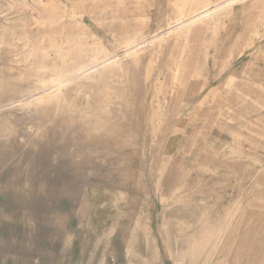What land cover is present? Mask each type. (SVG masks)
Instances as JSON below:
<instances>
[{"label": "rangeland", "instance_id": "374dc122", "mask_svg": "<svg viewBox=\"0 0 264 264\" xmlns=\"http://www.w3.org/2000/svg\"><path fill=\"white\" fill-rule=\"evenodd\" d=\"M125 1L122 2V14H127L132 3ZM68 3L69 0L36 1L40 14L44 16L43 20L46 19L45 26L36 28L32 16L38 17V12L32 13L30 6L21 8L16 0H0V66L18 69L17 62L21 59L19 52H27L33 43L41 50L38 79L26 82L27 75L24 73H4L11 81L16 82L20 89L8 92L0 103V264H171L173 255L169 249L156 251L153 243L145 239L143 231H132L138 221L137 217H119L116 212L119 209L114 211L110 206L111 201L125 194V187L134 195L140 193L138 175L147 173L151 160L150 152L139 149V143H142L136 136L138 113L135 112L130 96V79L124 75L118 76L115 72L107 73V77L115 85L101 90L114 96L112 105L80 95V104L61 105V108L78 109L87 107L86 103H91L88 107H93L92 113H70L62 119L60 130H55L52 124L55 117L52 113L60 106L55 102L47 103L54 93L47 88L52 85L51 77L60 76L63 63L67 62L76 68L90 59L100 63L107 59L106 55L118 56L111 50L107 53L105 49H101L90 33L82 31L78 18L73 17L66 28H62L58 10ZM145 3L146 1L142 0L141 6ZM47 12H52V16L56 13L57 18L54 19L53 16L52 22L47 19ZM155 14L153 21L156 23L167 18L163 12ZM96 15V19H104L106 23H95V34L108 47L109 30L111 27L115 28L119 21L112 24L109 22V14L102 15L98 12ZM89 19L88 16L84 17L85 21ZM27 26L29 37L25 42L24 27ZM15 35L19 36L18 40L14 38ZM129 39L131 40V37ZM129 39L126 40L127 50L130 47ZM141 39L143 37L139 38L138 43L131 45L137 44L139 49H148L153 45ZM259 44L264 50V41L253 42L254 47ZM254 47L248 49V56L259 61V68L250 70L247 75L248 82L237 81L233 105L228 103L229 93L226 90V85L230 82L221 83L222 92L227 95L221 107L223 115L228 116L230 111L233 114L236 110L238 114L234 115V122L230 126L216 128L210 134L207 144V151L217 153L220 157L232 153L226 162L227 168L221 166V162L213 165V170L220 176L219 179L244 181L240 184L234 183L236 194L232 192L234 189L229 190L235 194L234 203L227 200L222 202L226 205L221 209V216L232 211L229 221L232 236L242 220L240 206L245 202L242 198L245 193L241 190L249 188L257 170L264 167V52L260 54V49L256 50ZM127 50H124V53ZM147 51L141 56L144 67L142 75L146 78V86L151 88L150 94L153 96L144 98L146 104L140 115L147 134L142 140L145 145L152 143V139L163 132L173 130L172 125L178 124L177 118L181 116V119L187 111L182 112L181 107H177L175 111V104L169 102V93H180L183 89L181 80L172 79L181 76L175 72L179 65H174L172 73L163 67L157 80V68L154 70V65H150V60L154 57ZM155 58L158 64L160 59H157V56ZM170 59L165 57L163 62L168 63V67L173 63ZM137 61L139 60L134 59L132 62ZM28 68L30 69L31 65H28ZM122 83L126 86L128 97L122 94ZM177 99V106H180L181 97ZM108 105L109 109H106ZM160 109L168 110V113H165L163 122L160 121L161 127L155 131L153 126L159 124ZM36 111L41 113L36 114ZM239 114H249L253 121L240 123ZM107 123L116 127V131H110L113 128L107 126ZM199 130L196 129L195 134L190 136L189 146H192L195 140L197 147L201 146L202 138L197 134ZM236 134L242 135L243 138L238 139ZM175 137L176 141L170 145H174L173 152L181 140L180 136ZM131 140L133 143H130ZM236 153H240L238 155L241 158H234ZM163 155L156 154L157 157L153 159L162 163ZM203 155L207 154L202 152L201 156ZM224 162L222 161V164ZM191 180H187L188 186H193ZM152 187L153 182L146 180L144 195L153 193ZM174 189V186L170 185L165 194H172ZM150 203L154 205V216H157L160 212L159 202L151 199ZM120 211L130 214L135 211V207H121ZM190 211L189 206L180 204L169 210L170 218L181 222L173 231L174 235L184 236L179 241L180 248H187L192 237L204 235V231L185 233V230L197 225L198 218ZM155 220H159L158 217H155ZM183 264H191V261L186 259Z\"/></svg>", "mask_w": 264, "mask_h": 264}, {"label": "bare ground", "instance_id": "6f19581e", "mask_svg": "<svg viewBox=\"0 0 264 264\" xmlns=\"http://www.w3.org/2000/svg\"><path fill=\"white\" fill-rule=\"evenodd\" d=\"M16 1L21 8L22 7L28 8V6H30L31 7L30 10L32 13L38 12V17L37 16L35 17L34 15L32 16L33 20L35 21L36 28H42L43 26H45L46 19L43 20L44 16H42V13L40 14L38 9V5L40 6L39 4L40 2L38 3V5L35 4L36 1L38 2V0H31L30 3L28 2V0H16ZM229 6L231 5L229 4ZM114 10L116 11V9ZM51 13L52 12H47L46 14L47 19L51 20L53 16L56 17V15L52 16ZM28 26L24 27L25 35L23 36V38L25 42L29 37ZM14 38L18 40L19 36L15 35ZM35 40L36 38H34V41ZM26 44L23 45L25 46ZM161 45H162L161 42L160 43L153 42V45L150 46L148 49L147 47L144 49L141 48L139 49V45L136 44V46H133V48L125 52V56L121 55L123 56L122 58L112 54L109 55L105 54L107 56V59L103 58L104 60H102V62L100 63L97 60L95 61H93L94 59L91 60L90 59L91 56H90L89 58L90 60H88L87 58L88 61H86L85 59L84 61L86 62L85 63L83 62L82 65L78 66L76 64L77 65L76 68L70 66L67 62H64L60 69V76L58 78H54V76L51 77L50 80L52 82V85L47 88L48 91L50 90L54 91V93L52 94V98H50L47 101V103L55 102L57 103V105L60 106V108L59 107L56 108L55 111L52 113V115H55L52 122L54 129L60 130L62 119L68 117L70 113L73 114L78 112L92 113L93 107L91 106L88 107L89 103L88 104L86 103L87 107L84 106L83 108H78V109L61 108V105L80 104L81 103L80 95L86 96V98L87 96L88 98L91 97L92 100H96L97 102H106L107 104L109 102V105H112L114 103L113 100L114 96L112 97L110 93L103 92L101 90V88L108 89L114 84L110 81V78L107 77L106 75L107 73L115 72L117 73L118 76L124 75L125 78L126 77L129 78L131 81L130 96L134 102L135 112L138 113V117L136 119V122L138 124V128H137L138 131L136 136H138L139 141H141L142 143V144L139 143V149L144 152H150L151 160L149 161L147 173L138 175V181L141 186L139 191L140 193L134 195L125 187L123 189V192L125 194H123V196L119 195V197L116 200L111 201V205H110L111 208L114 211L115 209H119L116 210L117 215L119 217H128V216L137 217L138 221L135 224L136 225L135 228H132V231L133 232L143 231V233L146 235L145 239H149L151 243H153L156 251L161 249H163V251H166L167 249H169L171 254L173 255V257L170 259L171 264H183V262L186 259H189L191 261V264H197L199 262H202V264H264V167L259 168V170H257L258 172L253 177L250 187L241 190L242 192L245 193L244 194L245 196L242 197L245 199V202L240 206V210H241L240 215L242 217V220L240 222L238 229L236 230L235 235L232 236L230 234L231 226L229 224L232 211L230 212L231 214L228 213V215L221 216L220 214L221 209L226 205L222 202L227 200L229 203L230 202L234 203L235 194H236L235 192L237 191L236 188H234V183L240 184L243 183L244 181H242L241 179L239 180H233V179L222 180L221 178L219 179L220 176H218V173H215V171L213 170L214 168L213 165L214 164L216 165V163H218L216 156L214 160L212 159L213 155H211L210 158H208L205 155L201 156L202 152L205 151V146L201 144L200 147H197L198 145H196V140L192 143V146H189L188 141L190 139V131L189 129L182 130L181 119H180L181 116H179L178 118L177 116L175 117V119L177 118L176 121H178V124L177 126H175V124L172 125V127L174 128L173 130H167L163 132V134L157 136V138L155 137L154 139H152V143L150 144L145 145L142 142L144 135L147 134L145 133V129L143 128L144 122L141 121V117H140L142 110L146 104V100H143V97L139 95L143 86V80L140 78L142 72V65H143V60L141 56L144 54L145 51L147 50L150 51V54L154 57L150 60V65L151 66L154 65L153 68L155 70V68L158 67V64H156L157 60L155 56L163 55L165 51L163 48H160ZM19 54H20L19 57L21 59L17 62V65L19 67L18 69L9 66H4V67L0 66V103L3 102V98L6 96L8 92L20 89L18 84L16 82L11 81V78L5 76L4 73H8V74H12L16 72L21 74L24 73L27 75V78L25 79L26 82L39 78V73H40L39 57L41 54L40 48L33 43L32 48L30 50H28L27 52L25 50L20 51ZM82 54L85 53L82 52ZM134 59L139 61L132 62ZM28 65H31L30 69L28 68ZM121 87H122V94L128 97V92L124 83L121 84ZM226 87H227L226 90H229V85H226ZM100 90L102 92L101 94L99 92ZM42 96L44 95L42 94ZM222 100H224V98H222ZM120 103L117 102V104ZM89 105H91V103ZM109 105L106 106V109H109ZM166 112L168 113V110L167 111H165L164 109L159 110L158 112L159 124L158 126H156L155 124L153 126L154 127L153 129L155 131L161 127L160 121L163 122ZM37 113L39 114L41 112L36 111V114ZM222 124L224 125V127L228 126V123H222ZM108 125L110 124L107 123V126ZM110 126L113 128L110 131L112 132L116 131V127L112 125ZM175 136H180L181 140L179 144L176 145V149L173 152L174 145L173 147H171L170 145H172V142L176 141L174 140L176 139ZM130 143H133V141L131 140ZM127 148L129 149V146ZM156 154H160L161 156L163 155L164 160L162 163L156 162L158 161V159H153L157 157ZM231 156L232 153L228 156L221 157L220 160L221 166L227 168L228 166L226 162L228 161V158ZM205 157L207 159H203ZM222 161L225 162L222 164ZM146 176H148V178ZM145 179L147 181L149 180L151 183L153 182V187L151 188L153 190V193H151L152 195L151 194L144 195V193L146 192ZM189 179H192L191 181H193L194 183L193 186L187 185V180ZM170 185L174 186L175 189L172 191V194L166 195L165 191L167 187H169ZM148 186H150V183ZM231 189H234L232 190V192H234L235 194L230 193L229 190ZM151 199L153 201L157 200L159 202L160 212L157 216H154V210H153L154 205H151L150 203ZM176 204L189 206L191 210L190 213L198 218L196 220L197 225L188 228L187 230H185V233L204 231L203 237H192L191 243L187 248L179 247V241L182 240L184 237L183 234L177 236L174 235L173 232L174 229L181 224V222H178L175 219H171L169 215V210L172 207H174ZM128 206L135 207V211H133L132 213L129 212L130 214H128L127 211L126 212L120 211L121 207H123V209L124 208L127 209ZM155 217H158L159 220H155ZM158 221L160 222L156 223Z\"/></svg>", "mask_w": 264, "mask_h": 264}, {"label": "crops", "instance_id": "0c3cea01", "mask_svg": "<svg viewBox=\"0 0 264 264\" xmlns=\"http://www.w3.org/2000/svg\"><path fill=\"white\" fill-rule=\"evenodd\" d=\"M123 1L125 0H69V3L63 8L65 9L63 17L62 9L58 10V15L61 16V26L64 28L73 17L78 18L79 28H82V31L90 33L94 39L96 38L95 41L98 40L101 49H105L107 53L113 51V54L118 56L125 54L124 50H127L128 47L126 40L129 37L131 40L128 41V45H130L128 50L133 48L132 45L142 37V41H146L148 44L161 42L160 48L165 51L163 55L157 56V59H160L156 69L157 80L160 78L163 67L166 70H171L172 73L174 65H179L175 72L180 73L181 76L174 79L183 82V89L180 93H169L168 95L171 97L169 102L175 104V111L177 107H181L182 112L187 110L186 115H182L181 118L182 130L189 129L190 136H192L196 129H200L197 134H200L202 144L205 146L203 153L207 154L205 156L208 158L213 155V160L216 156L217 162L220 163L219 154L207 151L210 134L216 128L224 126L222 123H228L230 126L234 122V115L238 114L236 110L233 114L230 111L228 116L223 115L221 107L224 102L222 98L227 95L222 92L221 83L230 82L227 91L229 93L228 103L231 105L234 99L233 95L237 92V81L248 82L247 75L250 70L259 68V61L248 56V49L254 47L255 40L264 41V0H165L166 2L164 0H145L144 14L141 13L142 0H126L132 3L127 14H122ZM104 2H112V4L107 5ZM98 12L102 15L109 14V18L111 16L109 22L112 24L119 21L115 28L111 27V31L109 30L110 46L108 47L96 36L93 28L95 23L97 25L106 23L104 19H96L95 16ZM156 12H163L167 18L156 23L153 21ZM85 16L90 19L85 21ZM260 46L261 44L254 48L260 49L261 54L264 50ZM165 57L171 58L170 60L173 61L171 66L168 67L166 66L168 63H163ZM143 69L142 65V71ZM142 73L140 78L143 80V92L141 90L139 95L144 100L153 94H150L151 88H147L146 78ZM179 97H181L180 106H177ZM238 121L250 123L253 119L249 114H239ZM235 136L240 140L243 138L239 134ZM238 154L240 153H236L234 158H241Z\"/></svg>", "mask_w": 264, "mask_h": 264}]
</instances>
